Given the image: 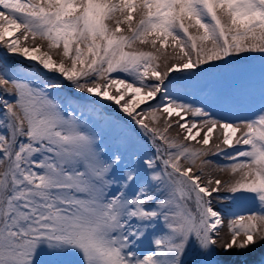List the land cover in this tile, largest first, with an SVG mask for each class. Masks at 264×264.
Instances as JSON below:
<instances>
[{"label": "snow or ice", "instance_id": "1", "mask_svg": "<svg viewBox=\"0 0 264 264\" xmlns=\"http://www.w3.org/2000/svg\"><path fill=\"white\" fill-rule=\"evenodd\" d=\"M0 49V264H264V63L192 96L264 0H0Z\"/></svg>", "mask_w": 264, "mask_h": 264}, {"label": "rangeland", "instance_id": "2", "mask_svg": "<svg viewBox=\"0 0 264 264\" xmlns=\"http://www.w3.org/2000/svg\"><path fill=\"white\" fill-rule=\"evenodd\" d=\"M3 50L1 49L0 52ZM255 59L248 61H239L235 66V71L228 73L227 75H219L212 80H205L201 83V91H194L192 93L193 97H199L203 93H207L213 91L217 87H234L241 83H243L248 77L255 76L258 79L260 68L262 63L261 57L259 54H253ZM9 63H20L19 61H13L11 58L9 59ZM24 67H28L27 64L23 65ZM54 77V76H52ZM148 245H145L147 248ZM264 254V246L257 245V247L250 249L247 253L241 254L237 257L236 253L233 252L229 254V256L225 257V259H242L247 260L249 262H258L261 258V255ZM71 264L72 261L76 259L75 256L69 255L64 258Z\"/></svg>", "mask_w": 264, "mask_h": 264}]
</instances>
